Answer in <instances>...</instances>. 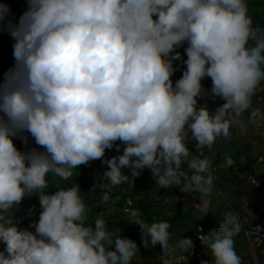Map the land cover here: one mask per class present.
Wrapping results in <instances>:
<instances>
[{
  "label": "clouds",
  "instance_id": "clouds-1",
  "mask_svg": "<svg viewBox=\"0 0 264 264\" xmlns=\"http://www.w3.org/2000/svg\"><path fill=\"white\" fill-rule=\"evenodd\" d=\"M10 17L0 3L15 61L0 83V264H131L137 242L103 218L88 224L80 185L49 194V176L67 180L121 141L123 154L103 160L111 186L134 182L145 168L159 188L181 185L189 136L210 148L229 136L226 121L251 108L264 82V28L251 26L246 0H27L19 19ZM185 42L187 68L174 83ZM206 77L223 101L215 112L198 104ZM251 116L264 121L260 109ZM24 133L44 150L21 151L14 140L27 144ZM37 193L35 232L21 229L15 211ZM196 207L205 217L207 203ZM133 223L144 247L159 244L167 254L168 222ZM240 230L227 212L197 239L213 264H243L233 239ZM191 245L185 237L174 247L190 253Z\"/></svg>",
  "mask_w": 264,
  "mask_h": 264
},
{
  "label": "crops",
  "instance_id": "crops-1",
  "mask_svg": "<svg viewBox=\"0 0 264 264\" xmlns=\"http://www.w3.org/2000/svg\"><path fill=\"white\" fill-rule=\"evenodd\" d=\"M240 122L236 135L220 140L219 143L222 145H216L217 141L210 148H201L203 159L196 158L193 165L197 167V161L203 160L209 166L207 171L202 172L198 169L191 175L181 173L179 177L181 185L159 188L156 184L155 194L157 200L164 206L163 212L168 218L186 213L188 218L204 220L213 228L219 227L225 213L231 212L241 225L239 234L233 238L237 255L241 257L243 264H264V237L255 234L248 236L245 233L260 216L264 186L259 182L258 184L252 182L251 179L256 178L255 175L244 174L236 167H229L234 158L244 159L246 154L237 156L236 152L249 145L253 156L256 157L255 170L264 177V121L258 117L248 116L246 119H240ZM215 166L217 170H213ZM182 187L186 190L182 191ZM201 188L204 191H201ZM200 202L207 203L205 217L201 216L196 207ZM169 225V251L166 254L159 244L154 247L149 244L147 253L151 258L150 262H153L151 264H175L174 259L179 255H187L192 261L191 264H200L192 251L187 253L174 247L182 238L191 239L196 228L190 224ZM203 260L213 264L211 249L207 250Z\"/></svg>",
  "mask_w": 264,
  "mask_h": 264
},
{
  "label": "trees",
  "instance_id": "trees-1",
  "mask_svg": "<svg viewBox=\"0 0 264 264\" xmlns=\"http://www.w3.org/2000/svg\"><path fill=\"white\" fill-rule=\"evenodd\" d=\"M0 3L9 5L11 9V17L18 20L21 14L27 8V0H0ZM247 8L250 13H253L252 18L255 22L252 27L264 28V0H248ZM14 41L6 30L0 29V83L4 81L5 73L13 67L15 61L13 57V45ZM186 43V42H185ZM184 45V44H183ZM180 46L176 49V52L181 54L179 60L173 62L174 67L177 69L172 76V80H179L183 72L186 70L187 65L184 61L187 60L185 49L187 46ZM175 54V53H173ZM182 65L179 67L178 63ZM212 87V80H210V88ZM212 100L215 98L208 97ZM218 108L222 105L223 101L216 97ZM248 116V110L244 112L238 119H246ZM235 131H239V125L233 127ZM190 135V133H189ZM187 147L189 155L183 159L179 172L192 174L193 171L198 168L193 165L196 158L203 159L201 154V147H199L194 139L187 140ZM122 142L117 141L116 145L111 149L105 151V156L90 161L88 164L79 165L77 169H73V176L67 180H63L58 176H49V189H45L49 194L54 193L56 187L67 188L73 184H79L86 203V212L88 216L87 223L94 225L97 218H103L107 222L109 230L116 231L121 229V235L126 238L134 239L139 225L134 224V221L140 220L145 224L151 225L154 222L166 221L173 224H190L197 228L198 225L205 226L206 229H211L212 226L204 220H193L188 218L186 213L168 218L163 212V205L161 201L157 200L155 191L152 187L149 168H145L139 177L133 182L131 179L128 182H124L118 186H111L110 183L104 178L103 173L108 170V166L103 163V160L110 159L113 156H119L123 154ZM33 148L43 151L44 149L35 143V140L31 144ZM117 146H120L119 151ZM237 156L246 154L243 160L234 158L233 162L229 164L230 168H237V170L244 174L255 175L260 183L264 186V177L258 174L255 170L256 157L253 156L252 150L249 145L243 146L236 152ZM124 171L131 175L129 169L125 168ZM34 200L30 202L28 211L31 215L40 216L42 208L40 207L39 193L32 195ZM107 197V200H105ZM136 212L138 215L132 216V213ZM131 264H139L138 261H131ZM147 264H151L150 261Z\"/></svg>",
  "mask_w": 264,
  "mask_h": 264
},
{
  "label": "rangeland",
  "instance_id": "rangeland-1",
  "mask_svg": "<svg viewBox=\"0 0 264 264\" xmlns=\"http://www.w3.org/2000/svg\"><path fill=\"white\" fill-rule=\"evenodd\" d=\"M248 2V0H246V3ZM253 13H250L248 11V19L250 21V24L252 26V24L255 22V20L252 18ZM264 20V17L262 18ZM0 29L2 31H4L5 29L3 28V26H0ZM188 46L187 43H185L183 45V47ZM182 65L181 62L178 63V66L180 67ZM210 77H206L205 79H203L201 81L203 88H204V92L202 94V96L198 97V104L201 106H206L208 108V110L210 112H215L216 109L218 108L216 102L217 99L215 98V100H212L210 98H208L210 95L211 97V88H210ZM254 109H260L261 112H264V82L261 83L260 86H258L255 94L252 97V106L251 108L248 110V114H251V112ZM227 122V126L229 129V136L231 135H236L237 131L234 130V126H238L239 124H241L240 120L236 119L235 122L232 121H226ZM24 135H26L28 137V142L27 144H25L23 142L22 139H15L14 143L16 144V146L21 150V151H29L31 149H33V147L31 146V144L33 143L34 139L31 137L30 133H24ZM218 144L216 145H222L220 144V140H217ZM217 141L215 143H217ZM224 145V144H223ZM229 145V144H227ZM40 151V150H39ZM149 174H150V179H151V184L152 187L156 186V180L153 177V173L151 171V169H149ZM155 185V186H154ZM163 192V190H162ZM34 200L33 196H26L21 204L19 205V207L17 208V210L15 211V220L16 223L18 225L19 228L24 229V228H29L30 231L35 232V228L30 227V225H32L34 222H38L39 220V216L37 215H31L28 211V206L30 205V202ZM116 231H119L117 228H115ZM134 241L137 242L139 248L136 252V255L134 256V258L132 260L134 261H138L139 264H147L148 261H151V258L149 257V253H147V248L144 247L143 242H142V232H141V228H139L136 232V235L133 239ZM5 249V245L4 243L0 242V251H4ZM153 263V262H151Z\"/></svg>",
  "mask_w": 264,
  "mask_h": 264
},
{
  "label": "built area",
  "instance_id": "built-area-1",
  "mask_svg": "<svg viewBox=\"0 0 264 264\" xmlns=\"http://www.w3.org/2000/svg\"><path fill=\"white\" fill-rule=\"evenodd\" d=\"M213 170H217L216 166L213 168ZM253 183L258 184L260 181L256 178L251 179ZM138 215L136 212L132 213V216ZM209 231L205 228L203 225H198L196 228V231L191 237V251L195 253V255L198 258V262L200 263L201 260L204 259L206 256L208 248H206L200 240L197 239V236L199 235H206ZM245 233L248 236H251L253 234L258 235V236H263L264 237V189L262 190V203H261V212L258 220L251 226H249L246 230ZM191 259L187 255H179L174 259L175 264H191Z\"/></svg>",
  "mask_w": 264,
  "mask_h": 264
},
{
  "label": "water",
  "instance_id": "water-1",
  "mask_svg": "<svg viewBox=\"0 0 264 264\" xmlns=\"http://www.w3.org/2000/svg\"><path fill=\"white\" fill-rule=\"evenodd\" d=\"M231 160V159H230ZM197 168L199 169V170H201L202 172H205V171H207L208 170V168H209V166H208V164L205 162V161H203V160H198L197 161ZM219 227H213V228H211V229H218Z\"/></svg>",
  "mask_w": 264,
  "mask_h": 264
}]
</instances>
